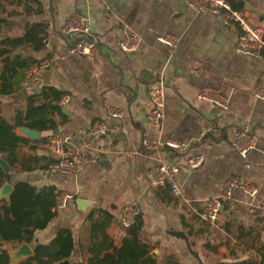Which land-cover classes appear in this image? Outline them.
Segmentation results:
<instances>
[{"label": "crops", "instance_id": "crops-1", "mask_svg": "<svg viewBox=\"0 0 264 264\" xmlns=\"http://www.w3.org/2000/svg\"><path fill=\"white\" fill-rule=\"evenodd\" d=\"M39 1L43 13L13 20L48 25L49 45L33 55L36 63L48 61L49 67L39 81L27 85L28 68L19 71L13 81L16 94L24 90L27 94L22 99L0 96L2 112L12 121L19 110L40 106L45 88L64 92L70 97L62 106L68 121L60 129L72 133L67 150L81 169L77 174L63 175L52 166L24 172L21 164L16 165L14 181L38 188L55 186L73 196L67 207L55 208L56 217L47 229L36 233L31 248L49 244L59 231L67 230L74 242L69 260L72 264L82 262L88 258L90 242L86 220L100 208L115 217L107 230L111 245L104 257L123 247L122 220L126 208L133 205L144 221L139 238L151 246L158 264H168L170 258L177 264L260 262V250L264 249V101L254 94L264 88V57L239 55L237 32L212 13L190 6L187 0ZM237 2L252 24L264 25V0ZM7 10L22 13L15 4ZM76 14L90 19L91 34L98 43V51L92 55L71 52L74 40L61 32L63 24ZM20 31L14 27L9 35ZM166 33L178 39L173 52L158 41ZM132 34L141 36L142 45L126 55L120 42ZM161 78L166 87L165 117L156 128L147 121L149 92ZM204 88L216 90L229 108L200 99ZM110 108L120 110L122 118H113ZM97 123L106 124L109 132L93 149L85 148L83 133ZM244 128L256 136V149L246 158L230 144L234 133ZM206 130L214 141L212 149L199 141ZM148 132L163 142L182 143L185 157L205 155L200 169L184 168L177 176L180 196L151 184V171L170 160L175 150H146L142 141ZM17 133L21 135L18 129ZM51 134L43 132L41 139ZM25 140L19 149L21 156L39 157L44 166L57 161L45 144L37 143L40 140ZM82 157L93 161L82 164ZM234 176L257 188V194L227 190L226 182ZM211 199L223 204L216 222L203 221L192 210V206H205ZM241 229L249 235L240 238ZM5 249L11 256L17 248L6 244Z\"/></svg>", "mask_w": 264, "mask_h": 264}, {"label": "trees", "instance_id": "trees-1", "mask_svg": "<svg viewBox=\"0 0 264 264\" xmlns=\"http://www.w3.org/2000/svg\"><path fill=\"white\" fill-rule=\"evenodd\" d=\"M227 1L234 9L242 11V5L237 0ZM14 4L21 8L23 14L7 10V6ZM43 11V4L39 0H0V96H13L17 93L18 89L13 82L16 75L37 62L33 53L41 52L47 39L46 23H21L13 18L41 14ZM14 27L21 29L20 34L9 35ZM64 94L56 88H45L40 94L41 105L19 110L12 121L4 117L0 101V159L5 160L12 168L10 173H6L0 165V189L6 183L14 186L10 200L0 201V264H12L10 254L5 249L6 244L14 248L24 243L32 244L36 233L47 229L56 217L59 191L55 186L38 188L29 182L14 181L12 174L18 173L17 164L22 165L24 172H31L37 169L48 170L57 162L51 160L48 166H44L40 164L39 157L21 156L19 149L27 142L17 133V129L27 127L40 133H55L68 121L60 105ZM46 141L47 137L37 143L46 144ZM168 189L170 187L166 191ZM86 221L90 237L88 258L75 264H158L151 254V246L139 238L144 226L141 215L135 218L132 225L124 227L123 247L104 257L111 245L107 230L115 222V217L99 208L93 210ZM247 235L248 232L240 230V238ZM73 250L74 242L70 231L61 230L49 244H37L33 257L17 264H58L70 259ZM263 250H260V262L247 260L235 264H264ZM168 264H177V261L170 258Z\"/></svg>", "mask_w": 264, "mask_h": 264}, {"label": "built area", "instance_id": "built-area-1", "mask_svg": "<svg viewBox=\"0 0 264 264\" xmlns=\"http://www.w3.org/2000/svg\"><path fill=\"white\" fill-rule=\"evenodd\" d=\"M127 2L129 0H121ZM189 5L198 9L206 10L223 20L228 26L232 27L238 34V43L236 51L239 55L262 59L264 57V25H254L251 23L246 14L236 10L227 0H187ZM90 19L84 15L76 14L66 21L61 32L67 39L74 40L71 52L84 55H92L98 51V43L91 34ZM158 41L173 52L177 45L178 39L170 33L163 34L158 37ZM48 38L45 46H48ZM142 45V38L138 34L128 35L120 42V50L122 53L129 55L135 53ZM49 67L48 61H41L31 65L25 85L37 82L42 74ZM255 97L264 101V88L255 91ZM199 98L207 100L214 104H220L224 109H228L227 100L221 98L216 90L204 88L199 94ZM70 100L69 96H63L60 105L63 106ZM150 111L147 115L148 123L156 128L162 126L165 117L166 105V87L163 78L150 90ZM113 118H122V112L116 108L109 109ZM109 132V128L104 123H97L88 128L82 136V144L85 148L93 149L97 143L105 137ZM72 138V133L65 129H60L59 133H52L46 141L45 146L57 157V162L52 166L55 172L63 175L77 174L81 166L67 150V144ZM200 143L206 149H212L214 141L209 135L208 130L202 133ZM231 147L242 157L246 158L253 150L256 149V136L247 128L237 130L231 138ZM143 147L150 152H158L164 148L175 150L172 157L168 161H162L150 173V181L154 187L167 188L170 187L173 195L180 196L181 189L177 180V176L181 170L188 168L191 171L198 170L205 162V155L196 154L185 157L181 150L184 145L178 141L171 140L163 142L154 137L151 133H146L143 137ZM93 159L82 157V164H90ZM227 190L240 189L250 196H255L258 192L257 188L239 176L231 177L226 182ZM73 200L70 193L59 192L56 199V209L61 210L67 207L68 203ZM264 208V201L262 203ZM223 209L221 200L211 199L205 206H192L193 212L203 221L216 222L219 220ZM139 215V211L135 206H128L123 217V225L129 227Z\"/></svg>", "mask_w": 264, "mask_h": 264}, {"label": "water", "instance_id": "water-1", "mask_svg": "<svg viewBox=\"0 0 264 264\" xmlns=\"http://www.w3.org/2000/svg\"><path fill=\"white\" fill-rule=\"evenodd\" d=\"M26 91H22L19 94H15L13 97L17 99H22L24 96H26ZM21 136L29 141H39L41 139V133L36 130H31L27 127H21L18 129ZM60 129L56 130L55 133L58 134ZM0 165L2 166L3 170L6 173L11 172V166L3 159H0ZM13 177H15V174H12ZM14 186L12 183H6L1 189H0V201H9L11 194L13 192ZM80 203H86L84 201H80ZM177 235V234H176ZM34 256V250L31 248L30 244L24 243L17 247L15 252L12 253L10 256L12 261L19 262L23 259L30 258ZM58 264H72L69 259L64 260Z\"/></svg>", "mask_w": 264, "mask_h": 264}]
</instances>
